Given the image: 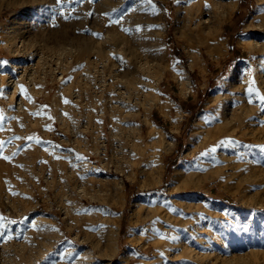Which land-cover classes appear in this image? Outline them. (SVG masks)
Instances as JSON below:
<instances>
[{
	"label": "rangeland",
	"instance_id": "obj_1",
	"mask_svg": "<svg viewBox=\"0 0 264 264\" xmlns=\"http://www.w3.org/2000/svg\"><path fill=\"white\" fill-rule=\"evenodd\" d=\"M259 3L0 0V263L264 264Z\"/></svg>",
	"mask_w": 264,
	"mask_h": 264
},
{
	"label": "bare ground",
	"instance_id": "obj_2",
	"mask_svg": "<svg viewBox=\"0 0 264 264\" xmlns=\"http://www.w3.org/2000/svg\"><path fill=\"white\" fill-rule=\"evenodd\" d=\"M126 1V0H125ZM234 1V0H233ZM124 2V1H123ZM122 4V3H121ZM120 4V5H121ZM259 4H262V5H260V6H264V0H260V3ZM207 8H208V5H207ZM206 8V4H197L193 9L194 10H192V11H194V13L195 14H197L200 18H202V15L204 14V16H208L206 13L207 12H210V10H208ZM215 9V8H214ZM219 9V8H218ZM218 11H220V10H218ZM223 11V10H222ZM259 11V10H258ZM214 13H216V12H214ZM222 14V13H221ZM255 17H256V13H254L253 14V16H252V18L253 19H255ZM224 18V17H223ZM251 18V17H250ZM209 20L208 19H204V23H207ZM114 26V25H113ZM251 26H253L252 24H251ZM114 30V29H113ZM108 31V30H107ZM110 31H111V28H110ZM118 30H116V32H117ZM114 32V31H113ZM116 32L114 33V35L116 34ZM118 33H119V31H118ZM118 35V34H117ZM116 35V36H117ZM109 36V35H108ZM4 37V36H3ZM112 37H113V35H112ZM115 37V36H114ZM120 38V35H118V37L116 38L115 37V39L116 40H118ZM122 38V37H121ZM124 38V37H123ZM111 39V38H110ZM114 39V40H115ZM112 40V39H111ZM114 40H113V42H114ZM107 41V40H106ZM123 41V40H122ZM129 41V40H128ZM214 42V41H213ZM105 43V42H104ZM124 43H125V41H124ZM212 43V42H211ZM123 44V43H122ZM0 46H1V44H0ZM121 46V45H120ZM118 49V48H117ZM213 50H210V52H212ZM187 52H188V62H189V64L190 65H192L193 64V61H194V54H193V51L192 50H190V49H187ZM214 54V53H213ZM123 55V54H122ZM106 57V56H105ZM122 57H124V56H122ZM108 58V57H107ZM104 60V59H103ZM102 60V61H103ZM107 60V59H106ZM109 60V59H108ZM111 60V59H110ZM115 60V59H114ZM119 61V60H118ZM115 62V61H114ZM122 62V60L120 61V63ZM103 63H104V61H103ZM119 63V62H118ZM123 63V62H122ZM105 65V64H104ZM113 65V64H112ZM115 65V64H114ZM106 66V65H105ZM115 68V67H114ZM122 68V67H121ZM118 69H119V67H118ZM117 69V70H118ZM112 70H113V68H112ZM99 71V70H98ZM112 72V71H111ZM117 72V71H116ZM115 73V72H114ZM115 75H117V74H115ZM110 76V75H109ZM105 78V77H104ZM102 80H104V79H102ZM197 125L199 126L198 128H200L201 127V124L200 123H197ZM197 128V127H196ZM197 134H198V131H197V129L192 133V136H191V142H193V140H195L196 139V136H197ZM157 136V135H156ZM154 140V139H153ZM169 144H171V143H169ZM193 147V146H192ZM158 150H160V149H158ZM170 150V145H166L165 146V152H168ZM161 153V152H160ZM158 156V155H157ZM155 163V162H154ZM153 163V164H154ZM136 205V204H135ZM138 208V207H137ZM117 224V223H116ZM111 228H113V227H111ZM114 230H115V226H114ZM110 231H111V229H110ZM111 233V232H110ZM111 234H113V233H111ZM197 237V236H196ZM108 241V240H107ZM198 243V242H197ZM126 258V257H125ZM123 260H125V259H123ZM122 260V261H123ZM147 261V260H146ZM149 262V261H148ZM3 263V262H2ZM2 263H0V264H2Z\"/></svg>",
	"mask_w": 264,
	"mask_h": 264
},
{
	"label": "snow or ice",
	"instance_id": "obj_3",
	"mask_svg": "<svg viewBox=\"0 0 264 264\" xmlns=\"http://www.w3.org/2000/svg\"><path fill=\"white\" fill-rule=\"evenodd\" d=\"M64 2V0H57V4H61V3H63ZM69 2H72V0H69ZM149 2H150V0H149ZM66 18V17H65ZM249 91H251V89H249ZM261 100H264V96H261V97H259ZM66 103H67V101H65ZM251 102V101H250ZM0 143H2V142H0ZM215 149H212V151H214ZM5 159H7V157H4Z\"/></svg>",
	"mask_w": 264,
	"mask_h": 264
},
{
	"label": "crops",
	"instance_id": "obj_4",
	"mask_svg": "<svg viewBox=\"0 0 264 264\" xmlns=\"http://www.w3.org/2000/svg\"><path fill=\"white\" fill-rule=\"evenodd\" d=\"M172 107H174V108L176 107V110L180 111V112H181V114H185V113H182V110H181V107H180V105H178V104H177V105H175V104H174V106H172ZM168 112H169V111H168Z\"/></svg>",
	"mask_w": 264,
	"mask_h": 264
},
{
	"label": "built area",
	"instance_id": "obj_5",
	"mask_svg": "<svg viewBox=\"0 0 264 264\" xmlns=\"http://www.w3.org/2000/svg\"><path fill=\"white\" fill-rule=\"evenodd\" d=\"M166 229H168V227H166Z\"/></svg>",
	"mask_w": 264,
	"mask_h": 264
},
{
	"label": "trees",
	"instance_id": "obj_6",
	"mask_svg": "<svg viewBox=\"0 0 264 264\" xmlns=\"http://www.w3.org/2000/svg\"><path fill=\"white\" fill-rule=\"evenodd\" d=\"M155 191H158L157 189Z\"/></svg>",
	"mask_w": 264,
	"mask_h": 264
}]
</instances>
